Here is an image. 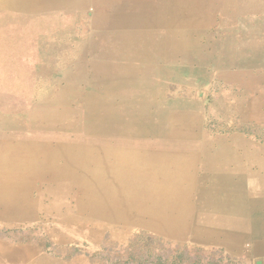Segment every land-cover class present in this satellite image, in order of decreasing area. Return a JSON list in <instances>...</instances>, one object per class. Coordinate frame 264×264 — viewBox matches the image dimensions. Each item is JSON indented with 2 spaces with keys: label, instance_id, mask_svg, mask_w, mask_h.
<instances>
[{
  "label": "rangeland",
  "instance_id": "1",
  "mask_svg": "<svg viewBox=\"0 0 264 264\" xmlns=\"http://www.w3.org/2000/svg\"><path fill=\"white\" fill-rule=\"evenodd\" d=\"M163 137L245 155L228 195L264 206V0H0V264H264L252 226L140 227L193 181Z\"/></svg>",
  "mask_w": 264,
  "mask_h": 264
},
{
  "label": "crops",
  "instance_id": "2",
  "mask_svg": "<svg viewBox=\"0 0 264 264\" xmlns=\"http://www.w3.org/2000/svg\"><path fill=\"white\" fill-rule=\"evenodd\" d=\"M215 141L203 137H163L155 140L158 145H154L149 139L144 138L147 145L146 151L160 154L166 158L177 159L175 160L177 162L175 163V170L177 168L180 171L187 169L186 172L193 181L184 182L178 187L161 190L157 197L158 220L156 227L149 226V223L156 219L152 216L145 217V224L140 227L164 236L165 239L177 242H199L203 240L204 235L207 236L208 234L210 239H214L212 236H214L216 228L219 229L224 225L237 226L235 230L241 235H244L246 231L243 227L252 226L254 229L252 228L249 233L256 236L261 235L264 231V206L262 203L245 204L244 174L242 186L233 185L232 193L238 196L231 198L228 195L230 193L229 183H231L228 178L229 174L231 171H237L239 162L241 159L244 161L246 156H240V154L224 155V157L216 159L215 152L211 153L213 149L207 148V146L214 145L208 143ZM227 142L228 146L231 145L229 141ZM216 146L215 149L220 150V147ZM206 150L210 154L206 153ZM227 157L232 159L228 161ZM242 170H245L244 165ZM223 179L227 183L223 184ZM150 200L145 206L146 208L157 204L156 201ZM256 236L252 237L254 243L257 241ZM256 251H258L257 245L253 248L255 256L257 255Z\"/></svg>",
  "mask_w": 264,
  "mask_h": 264
}]
</instances>
